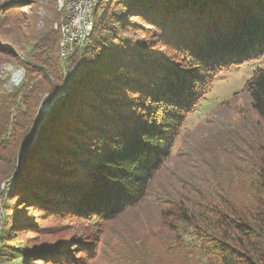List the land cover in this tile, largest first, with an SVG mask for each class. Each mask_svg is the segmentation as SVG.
I'll return each instance as SVG.
<instances>
[{"label":"trees","instance_id":"1","mask_svg":"<svg viewBox=\"0 0 264 264\" xmlns=\"http://www.w3.org/2000/svg\"><path fill=\"white\" fill-rule=\"evenodd\" d=\"M8 3L31 10L35 0ZM111 4L121 16L109 12ZM91 12L90 33L68 59L69 90L46 115L38 112L43 95L55 96L67 81L60 28L43 35L31 24L27 35L0 28L3 52L24 72L4 96L13 117L6 113L0 125V264L74 263L81 256L64 242L76 238L23 242L18 234L41 235L49 229L43 223L64 215L113 220L143 202L205 86L224 70L264 59V0H102ZM243 88L264 120V65ZM237 163L219 170L205 194L189 190L182 206L168 207L165 228L147 230L160 242L128 249L120 264H264V153L251 150ZM176 223L201 244L180 241Z\"/></svg>","mask_w":264,"mask_h":264},{"label":"rangeland","instance_id":"2","mask_svg":"<svg viewBox=\"0 0 264 264\" xmlns=\"http://www.w3.org/2000/svg\"><path fill=\"white\" fill-rule=\"evenodd\" d=\"M10 1L0 0L3 8L0 11V28L19 29L20 33L27 35L25 24H31L38 35L55 27L58 30L60 28L61 34L62 18L68 0H35L31 10L22 5L13 7L15 5L8 3ZM113 7V4L109 5V12L121 16L122 10ZM18 10L22 11L15 13ZM197 17L204 18L201 15ZM197 29L202 30L201 27ZM8 38L10 37L5 41L7 45L12 41ZM5 50V46L0 44V125L6 118V113L10 115V119L14 114L13 108L5 107V94L17 87L24 78L20 60L6 55L3 52ZM59 60L62 69H67L68 61ZM263 65L264 59L246 61L220 72L205 86L198 106L186 116L180 134L175 138L171 158L164 161L162 168L154 176L143 202L113 220L95 216L74 219L64 215L60 220L43 223L49 229L41 235L35 231H23L18 234V238L23 242L33 239L70 241L76 238L80 241L78 245L77 241L64 242L72 248L74 256H81L71 264H120L122 254L128 249L148 251L147 248L157 245L159 238L151 236L158 235L148 234L147 230H157L155 232L158 233L165 228L164 211L168 207L182 206L180 197L184 198L189 190L199 195L206 192L208 184L217 181L219 170L222 171L233 161L239 162L235 164L237 166L243 163L251 150L256 155L264 153V120L253 109L247 91L243 88L252 70ZM43 96L45 99L39 104L41 110L47 109L48 96ZM230 146L235 149V153L232 150L224 153L225 148ZM244 166L246 167V163ZM3 185L4 182H1L0 187ZM33 211L28 210V215ZM176 226L177 232L174 235L179 236L184 244H201L184 223H176ZM35 264L57 263L39 260Z\"/></svg>","mask_w":264,"mask_h":264},{"label":"built area","instance_id":"3","mask_svg":"<svg viewBox=\"0 0 264 264\" xmlns=\"http://www.w3.org/2000/svg\"><path fill=\"white\" fill-rule=\"evenodd\" d=\"M92 2L93 0H69L70 17L66 22L68 25L66 54L73 43L80 41L81 33L86 28L88 9Z\"/></svg>","mask_w":264,"mask_h":264},{"label":"water","instance_id":"4","mask_svg":"<svg viewBox=\"0 0 264 264\" xmlns=\"http://www.w3.org/2000/svg\"><path fill=\"white\" fill-rule=\"evenodd\" d=\"M90 30H91V29H90ZM90 30H89L88 34H86V35H85V36H84V37H83L78 43L75 42V43H73V44L71 45V47H70L68 53L66 54V56L62 57V56L60 55V51H59V58H60L61 60H64V61H68V59H69V57H70L71 55H73L77 50H80V49H81V47H82V45H83V42H84L85 38H86V37L89 35V33H90ZM66 67H68V64L66 65ZM62 70H63V69H62ZM63 73L67 76V81H66V87H65V89L62 90L61 92H59L58 94H56V95L53 96V97H52L50 94L45 93L44 95H45V96H48V97H47L48 100H46V102H47V109H45V110H41V108L38 107V112H40V113H44V114L46 115V114L49 112V110H50V108H51V105H52L53 101H54V100H57V99H59V98H62V97L65 96L66 93L68 92V90H69V85H70V71H69V69L67 68V69H64V70H63ZM51 97H52V98H51ZM43 99H45L44 96H43ZM34 127H35V133H36V131H37L38 127H39V124L36 125V126H34ZM35 138H36V136H35V134H34V137L32 138L31 143L34 141ZM23 154H24V151L21 152V158H20L21 161H22Z\"/></svg>","mask_w":264,"mask_h":264},{"label":"bare ground","instance_id":"5","mask_svg":"<svg viewBox=\"0 0 264 264\" xmlns=\"http://www.w3.org/2000/svg\"><path fill=\"white\" fill-rule=\"evenodd\" d=\"M99 1H102V0H93L92 2V5L91 7L88 9V17L86 19V28L83 29L82 33H81V37H80V40L86 35L88 34L89 30L91 29V26H92V7L98 3ZM66 10L65 11V14H64V17H63V21L61 23V41L59 42L60 43V46H59V51H60V55L62 57L66 56V50H67V32H68V25H67V20L69 19L70 17V4H69V0L67 1V6H66ZM18 78V76H17ZM16 80L14 79V82Z\"/></svg>","mask_w":264,"mask_h":264}]
</instances>
